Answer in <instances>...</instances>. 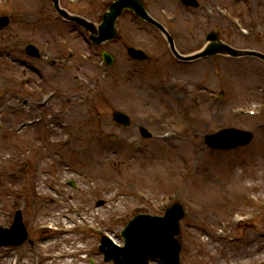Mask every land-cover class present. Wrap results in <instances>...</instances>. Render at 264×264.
Masks as SVG:
<instances>
[{
    "label": "rangeland",
    "instance_id": "obj_1",
    "mask_svg": "<svg viewBox=\"0 0 264 264\" xmlns=\"http://www.w3.org/2000/svg\"><path fill=\"white\" fill-rule=\"evenodd\" d=\"M11 1V9L19 16L11 27L0 31V208L6 212L17 208L23 211L30 242L8 252L0 248V264H32L35 254L47 251L54 258L41 260L40 264L84 262L77 250L96 245L97 236L54 231L39 238L44 234L32 229L33 223L62 225L69 221L65 209L71 208L72 201L85 205V212L91 216L107 219L117 212L149 210L151 203L158 204L165 195L171 194L178 198L188 195L197 201L196 207L191 205L187 209L188 215L182 221L184 264H210L213 258L217 264H252L248 260L251 253L253 258L263 259L261 231L231 225L230 230L240 239L230 243L228 237L214 240L208 228L213 231L220 220L229 221L231 217L234 221L237 212L255 210L257 204L251 203L248 195L256 194L258 200H264V112L253 118L247 114L238 116L232 111L236 106H253L264 100V63L257 61L258 65L253 60H226L218 56L181 64L169 55L163 56L161 34L131 13L119 22L118 41L96 47L84 40L83 30L77 25L37 15L50 9L47 0ZM218 3L229 5L226 7L239 14L247 26L259 23L264 17V0H218ZM159 4L175 9L174 0H159ZM149 8L163 23L158 6ZM184 14H178L179 26L195 28L196 40L188 39L182 47L178 43L181 51L197 50L199 39L211 29L220 31L225 40L237 47L264 50V39L263 44L257 43L259 38L245 40L229 20L218 14L209 21L201 8L191 16L198 25L181 22L186 17ZM52 22L54 31L50 32L46 29L51 28ZM169 28L176 27L173 24ZM58 30L68 33L64 38L76 50L69 61L67 57L62 64L53 65L52 61L38 60L25 52L24 45L32 40L43 39V43L59 45ZM127 45H143L148 60L129 61ZM101 48L116 56L113 66L97 68L79 55L96 53L97 60ZM211 60L216 62L219 75L216 77V73L215 77L219 81L209 72L214 70ZM244 61L254 65L242 64ZM206 79L216 86H209ZM91 80L92 85L84 84ZM255 84L256 88L261 85L257 94L251 89ZM164 85L170 87L167 93H163ZM50 89H57L58 95L46 108H36L35 100ZM219 91H223L221 101L208 98L211 92ZM25 98L30 103L15 112V106L21 105ZM177 99L182 103L176 102ZM114 109L130 114L133 125L129 128L117 125L112 120ZM30 119L39 121L16 130L20 122ZM180 120H183V129L177 139L162 140L156 136L151 139L140 133L139 126L143 125L162 134L165 130L162 122H172L174 131L179 132L176 121ZM219 126L258 129V132L250 145L215 151L206 145L203 134ZM67 134L72 141L61 146L58 141ZM110 134L118 135L119 141L110 139ZM185 170L189 177L183 178ZM71 180L76 183L75 188L68 185ZM91 188L107 200L106 205L95 207V198L89 194ZM119 191L125 194L118 196ZM32 201L34 208L29 207ZM12 221L13 217L0 214V225L9 226ZM260 221L264 222V215ZM125 224L113 225L108 228L109 232L113 235L114 230L121 231ZM251 243L253 247L258 244V248H251ZM92 256L96 264H108L98 251Z\"/></svg>",
    "mask_w": 264,
    "mask_h": 264
},
{
    "label": "water",
    "instance_id": "obj_2",
    "mask_svg": "<svg viewBox=\"0 0 264 264\" xmlns=\"http://www.w3.org/2000/svg\"><path fill=\"white\" fill-rule=\"evenodd\" d=\"M55 1H56L57 6H58V0H55ZM121 5L119 6V3L118 2L115 3V4H113V5H111V11H110V13L106 14V16H105V22L102 25V31H103V33H109L110 32V34H111L112 32H114V27H113L114 20L122 12ZM141 13L143 14V12H141ZM6 22H7V18L4 19V21H1L0 22V25H3ZM213 45L214 44L208 46L207 49L202 54H200V55L212 54V53L216 52V50H214V48H213ZM180 208L181 207L178 206V207L169 209L168 212H167V215L165 217V220H168V223L171 226L170 237H171V240L172 241H174L173 240V237H172L173 236V229L176 228V227H178L179 219L182 216V214H181V209L182 208L181 209Z\"/></svg>",
    "mask_w": 264,
    "mask_h": 264
}]
</instances>
